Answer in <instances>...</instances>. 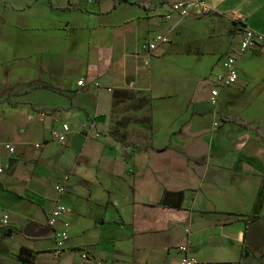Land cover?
<instances>
[{"label": "crops", "instance_id": "obj_1", "mask_svg": "<svg viewBox=\"0 0 264 264\" xmlns=\"http://www.w3.org/2000/svg\"><path fill=\"white\" fill-rule=\"evenodd\" d=\"M172 1L49 3L39 16L52 22L33 32L41 42L2 14L25 2L0 3V51H14L0 53V264H180L184 254L195 264H264V48L245 50L229 93L208 101L239 44L230 13L264 32V0H206L205 15L166 19ZM167 30L149 52L146 43ZM225 35L224 46L211 42ZM185 42L200 47L188 53ZM206 53L205 71L175 84L162 68L175 58L187 71ZM58 203L71 211L50 226ZM31 222L47 230L25 235ZM65 225L66 246L55 253ZM21 246L37 250L31 263L17 257Z\"/></svg>", "mask_w": 264, "mask_h": 264}, {"label": "built area", "instance_id": "obj_2", "mask_svg": "<svg viewBox=\"0 0 264 264\" xmlns=\"http://www.w3.org/2000/svg\"><path fill=\"white\" fill-rule=\"evenodd\" d=\"M171 12L163 14V17L168 19L171 16V13H177L178 17H187L193 13L205 14L212 10V7L206 2V0H174L170 3ZM235 22L238 23V28L240 30L239 44L233 52H230L226 55L224 60L220 64L221 71L216 75L215 85L212 87L208 101L211 105L217 104V96H219V86L232 85L237 81V65L238 60L245 50L252 49L254 47H264V32L253 29L248 25L242 23L243 18L237 14L230 13ZM171 30V29H170ZM168 31L156 34L151 40L146 43L145 48L153 51L162 43H166L168 39ZM78 86H83L84 81L82 79L77 81ZM69 126L68 123H63L61 125V130L55 134V138L59 142H65L68 138ZM40 144H36V147H39ZM13 150V148H10ZM57 191H61L62 187H55ZM70 208L66 207L63 203L56 204L51 213H49L47 224L52 226L54 223L59 220L60 216L64 213H69ZM8 216L5 215L1 220L3 223L7 221ZM69 231L68 228L63 227L55 233L54 243H55V253L61 252V250L66 246L68 240ZM178 249L181 252L186 251V245L178 246ZM81 259L88 260L90 259L88 252L80 253ZM196 261L193 257H188L184 254L181 257L180 264H195ZM93 264H103L100 261L93 260Z\"/></svg>", "mask_w": 264, "mask_h": 264}, {"label": "rangeland", "instance_id": "obj_3", "mask_svg": "<svg viewBox=\"0 0 264 264\" xmlns=\"http://www.w3.org/2000/svg\"><path fill=\"white\" fill-rule=\"evenodd\" d=\"M25 2V5H26V9L25 10H16L14 12H10L8 11H5L3 12V16L6 18L7 20V26L8 27H12L13 25H15L16 29L21 31L23 37L25 38L26 36H24V34L26 35L27 34V37L29 36V38L33 39L35 37V39L39 42H41L42 40V37H41V34H36V36L34 35L33 32H36V27L37 26H40L41 23H43L44 21L46 22H50L51 20H47L46 18L44 17H40L39 13L40 12H43L45 11V13H47L48 9L47 6L49 3H56L58 4L59 2H61L62 0H37L36 2H31L29 3V0H16V3H19V2ZM72 1V0H71ZM74 1H78V0H74ZM81 3H83L82 1L84 0H79ZM0 3L1 4H4L5 3V0H0ZM79 3V2H78ZM31 7H29V6ZM5 7V5H4ZM62 12H60V10H54L52 12H50L51 15H60ZM205 15V14H203ZM202 15V16H203ZM47 17V16H46ZM52 22V21H51ZM40 23V24H38ZM12 25V26H11ZM1 29H4V28H1ZM39 31L42 32V29H38ZM38 31V32H39ZM182 37V36H181ZM184 39V37H182ZM216 40L214 41H211L214 45H216V47H221V46H224L227 42H229V37L228 36H223V37H219V38H216ZM207 42H209V39L207 40ZM31 45V44H30ZM176 43H173L171 44L170 47L174 48L176 47ZM185 48H184V51L185 52H188V53H191V52H196L198 51V47H200V45H198L197 43L195 42H185ZM209 46H211L210 44H207L206 46L204 45V47L202 48H210ZM4 47V46H3ZM260 48H264V47H260ZM12 49H5V50H1L0 53L2 54L3 52L2 51H5V52H11L13 53L14 51H11ZM148 50V49H147ZM210 50V49H208ZM150 52V50H148ZM206 54H209V53H206ZM206 54H203L199 55V61L198 63H195V64H187L185 66H187V71H184L182 69V71L180 72V68L176 67L175 64V58H169L167 60L166 58V61L163 62V65H162V68L166 71V73L175 78L173 79L172 78V81H174V84L176 83V81L181 78H183V75L184 73H188L187 76H189L190 73H199L201 74L203 71H205V69L207 68V66L209 65V61H210V54L209 55H206ZM261 65H263L262 61H260V59H258V61L256 62V65L255 67L257 69H260V67H262ZM6 67L0 65V69H5ZM10 68H7L6 71H9ZM206 74V73H205ZM169 77V78H171ZM207 76L205 75L204 77H202L204 80V84H203V93L206 92V87H205V83H206V78ZM178 83V82H177ZM171 84V83H170ZM176 88L177 86L176 85H170L168 87V90L169 89H173V88ZM233 87V85H225V86H221V90H220V96H218L217 100L220 99L221 97L227 95L229 93V88L231 89ZM193 88V91H192V96H196L198 95L199 93V89L197 87H192ZM187 89H188V85H187ZM233 90V89H232ZM231 93V91H230ZM244 111V110H243Z\"/></svg>", "mask_w": 264, "mask_h": 264}, {"label": "trees", "instance_id": "obj_4", "mask_svg": "<svg viewBox=\"0 0 264 264\" xmlns=\"http://www.w3.org/2000/svg\"><path fill=\"white\" fill-rule=\"evenodd\" d=\"M38 87H47V86L39 85ZM36 254H37V250H33V248L27 246H21L19 251L17 252V257L22 261L31 263L35 259Z\"/></svg>", "mask_w": 264, "mask_h": 264}, {"label": "water", "instance_id": "obj_5", "mask_svg": "<svg viewBox=\"0 0 264 264\" xmlns=\"http://www.w3.org/2000/svg\"><path fill=\"white\" fill-rule=\"evenodd\" d=\"M103 119V116H101V115H99L98 117H97V119ZM35 225H34V223H28V224H26L25 225V227L23 228V233L25 234V235H33V236H37V235H41V234H43L46 230H47V228H39V230L38 231H35Z\"/></svg>", "mask_w": 264, "mask_h": 264}]
</instances>
